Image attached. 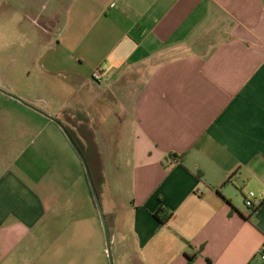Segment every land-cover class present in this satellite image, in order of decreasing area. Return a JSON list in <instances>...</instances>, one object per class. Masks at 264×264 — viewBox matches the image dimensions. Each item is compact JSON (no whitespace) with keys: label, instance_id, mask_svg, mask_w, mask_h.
<instances>
[{"label":"crops","instance_id":"crops-1","mask_svg":"<svg viewBox=\"0 0 264 264\" xmlns=\"http://www.w3.org/2000/svg\"><path fill=\"white\" fill-rule=\"evenodd\" d=\"M0 1L2 47L39 56L0 74V264H110L84 165L42 115L63 109L94 132L117 263L264 264V203L244 205L264 197V0Z\"/></svg>","mask_w":264,"mask_h":264},{"label":"trees","instance_id":"trees-1","mask_svg":"<svg viewBox=\"0 0 264 264\" xmlns=\"http://www.w3.org/2000/svg\"><path fill=\"white\" fill-rule=\"evenodd\" d=\"M59 121L63 124L67 133L84 156L88 165L93 185L99 199H101L102 188L105 183L103 174L104 166L100 153L97 150V145L94 141L95 135L92 128L90 127V121L87 115L80 111L63 109ZM171 158H174L173 155H170V160L171 162H174ZM162 212L163 211H161V213ZM155 217L159 220L157 215ZM105 218L111 236L113 233L112 217L106 215ZM160 223L163 224L162 221H160Z\"/></svg>","mask_w":264,"mask_h":264},{"label":"rangeland","instance_id":"rangeland-1","mask_svg":"<svg viewBox=\"0 0 264 264\" xmlns=\"http://www.w3.org/2000/svg\"><path fill=\"white\" fill-rule=\"evenodd\" d=\"M0 1V5H1ZM0 43L2 42V37H3V30L7 28V18L5 13L2 12H7L6 9H3V11L0 10ZM9 42V41H8ZM9 47L5 46L2 47L3 44H0V74L1 76H4L7 71H11L14 69V67L20 66L19 62L21 59L25 58H30L32 60L36 61V58L39 57L34 54V52L30 51L31 45H30V39H27L25 36L17 37L13 39V42H9ZM30 53V54H29ZM34 54V55H33ZM21 63V62H20ZM37 69L33 70V73H36ZM40 70L38 69V72ZM114 258V257H113ZM118 261V260H117ZM114 264H119L117 263L114 259Z\"/></svg>","mask_w":264,"mask_h":264},{"label":"water","instance_id":"water-1","mask_svg":"<svg viewBox=\"0 0 264 264\" xmlns=\"http://www.w3.org/2000/svg\"><path fill=\"white\" fill-rule=\"evenodd\" d=\"M11 97H13V96H11ZM13 98L18 100V101H20V102H22L21 100H19L16 97H13ZM29 107L33 108L31 106H29ZM40 113H42V112H40ZM42 115H44L48 119L52 120L54 123H56L62 129V131L66 135L68 141L70 142L71 146L73 147L75 152L78 154V156L80 157V159H81V161H82V163L84 165V168H85V171H86L87 180H88V183H89V186H90V189H91V192H92L96 207H97V209L99 211V215H100L102 223H103L105 236H106L107 247H108V255H109L110 264H114V259H113V255H112V251H111V237H110V233H109V228H108V225H107L105 214H104L103 209H102V205H101L100 199H99L98 194H97V192L95 190V187L93 185V182H92V179H91V175H90V172H89V169H88L87 162H86L84 156L82 155V153L80 152V150L78 149V147L76 146V144L74 143V141L72 140V138L67 133V131L64 128L63 124L58 119H56L54 117H51V116H49V115H47L45 113H42Z\"/></svg>","mask_w":264,"mask_h":264},{"label":"built area","instance_id":"built-area-1","mask_svg":"<svg viewBox=\"0 0 264 264\" xmlns=\"http://www.w3.org/2000/svg\"><path fill=\"white\" fill-rule=\"evenodd\" d=\"M116 6L115 3L111 4V8H114ZM97 77V75H96ZM264 203V197L262 196H257L255 193L250 192L248 193L245 197H244V205L246 207L247 210V216H251L253 213L256 212V210H258L262 204ZM260 258L262 259V261H264V246L262 247L261 251H260Z\"/></svg>","mask_w":264,"mask_h":264}]
</instances>
